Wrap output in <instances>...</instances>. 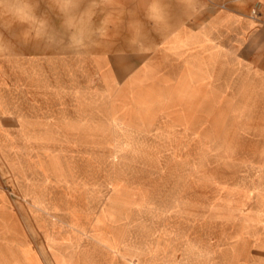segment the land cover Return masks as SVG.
I'll return each mask as SVG.
<instances>
[{
	"label": "rangeland",
	"instance_id": "374dc122",
	"mask_svg": "<svg viewBox=\"0 0 264 264\" xmlns=\"http://www.w3.org/2000/svg\"><path fill=\"white\" fill-rule=\"evenodd\" d=\"M106 4L0 0V60L15 80L39 78L12 80L0 126L71 122L75 140L120 143L101 165L138 187L155 261L181 264L193 244L205 260L223 252L222 264H238L247 244L251 264H264V38H236L224 63L202 45L164 51L160 6L131 24L98 17Z\"/></svg>",
	"mask_w": 264,
	"mask_h": 264
},
{
	"label": "crops",
	"instance_id": "0c3cea01",
	"mask_svg": "<svg viewBox=\"0 0 264 264\" xmlns=\"http://www.w3.org/2000/svg\"><path fill=\"white\" fill-rule=\"evenodd\" d=\"M87 1H110L99 6L98 17L111 13L130 19L131 24L146 8L160 6L164 12V51L173 41L183 42V49L202 45L214 51L216 59L219 53L223 62L229 56L225 51L234 48L236 38H264V0ZM250 7L257 10V15L249 14ZM10 68L0 60L3 114L10 112L9 100H5L14 79ZM38 79L36 73H25L14 80L30 83ZM19 124L17 133H11L5 124L0 126V264H163L155 261L153 250L148 249V239L152 242L153 235L144 234L150 224L140 218L143 210L137 212V204L143 201L138 187L111 182L122 180L120 171L101 165L107 157L114 155L117 160L122 155L117 154L120 143L101 137L84 143L88 139L84 135H78L77 142L74 132H68L73 130L71 122ZM24 131L58 137H26ZM123 200L129 202L130 215L121 212ZM232 236L233 242L250 241L246 235L242 239ZM245 245V251L237 257L238 264L252 262ZM222 254L216 261L205 260L199 247L192 244L188 251H182L179 261L222 264Z\"/></svg>",
	"mask_w": 264,
	"mask_h": 264
},
{
	"label": "built area",
	"instance_id": "2783aa9c",
	"mask_svg": "<svg viewBox=\"0 0 264 264\" xmlns=\"http://www.w3.org/2000/svg\"><path fill=\"white\" fill-rule=\"evenodd\" d=\"M252 14H253V15H257V10L254 9V10L252 11Z\"/></svg>",
	"mask_w": 264,
	"mask_h": 264
}]
</instances>
